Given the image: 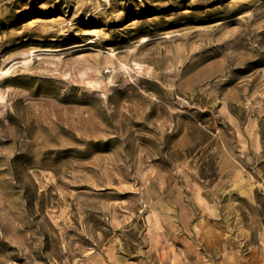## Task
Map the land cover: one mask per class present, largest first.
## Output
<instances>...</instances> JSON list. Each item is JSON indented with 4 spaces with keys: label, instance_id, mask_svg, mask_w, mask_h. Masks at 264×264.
<instances>
[{
    "label": "rangeland",
    "instance_id": "rangeland-1",
    "mask_svg": "<svg viewBox=\"0 0 264 264\" xmlns=\"http://www.w3.org/2000/svg\"><path fill=\"white\" fill-rule=\"evenodd\" d=\"M0 264H264V0H0Z\"/></svg>",
    "mask_w": 264,
    "mask_h": 264
},
{
    "label": "bare ground",
    "instance_id": "bare-ground-1",
    "mask_svg": "<svg viewBox=\"0 0 264 264\" xmlns=\"http://www.w3.org/2000/svg\"><path fill=\"white\" fill-rule=\"evenodd\" d=\"M93 31H96V29L91 30V33H92ZM25 50H26V49H25ZM32 52H34V48L31 47L28 51H24L23 53L26 54L27 56H30V54H31ZM26 62H27V61H26ZM94 65H95V64H94ZM91 73H93V72H91Z\"/></svg>",
    "mask_w": 264,
    "mask_h": 264
}]
</instances>
